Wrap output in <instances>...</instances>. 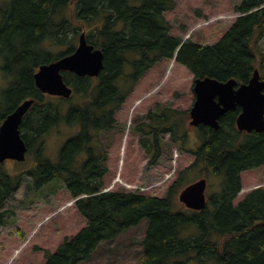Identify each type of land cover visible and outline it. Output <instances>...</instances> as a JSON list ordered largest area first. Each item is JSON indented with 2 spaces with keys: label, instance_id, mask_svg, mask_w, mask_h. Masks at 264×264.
<instances>
[{
  "label": "trees",
  "instance_id": "obj_1",
  "mask_svg": "<svg viewBox=\"0 0 264 264\" xmlns=\"http://www.w3.org/2000/svg\"><path fill=\"white\" fill-rule=\"evenodd\" d=\"M174 4V0H140L138 5L130 0H9L0 9V66L9 83L1 92L0 104L7 106H0V123L23 99L34 98L19 126L27 156L33 157L31 166L13 173L0 163V225L14 215L4 204L23 182L31 195L42 190L55 193L62 183L86 220L53 252L44 250V264H80L102 242L114 240L143 219L138 264H264V189H252L233 202L241 189L240 173L264 165V129L238 130L239 106L220 116L217 129L195 127L201 142L190 150L193 162L163 196L104 190L107 143L100 134L114 129L115 111L159 60L173 58L180 46L175 60L193 78H234L242 83L255 67L264 72L259 45L264 37V0H240L234 10L241 15L218 41L207 45L170 33L164 13ZM62 8L63 55L73 52L82 31L103 54L97 76L63 71L64 81L72 87L66 99L42 93L34 83L38 65L60 56L59 48H54L60 45ZM145 116L134 130L149 155L148 164L154 165L165 135L182 149L188 111L156 103ZM63 122L76 130L61 144L53 162L44 154L43 137ZM203 176L210 188L205 206L178 207L179 188Z\"/></svg>",
  "mask_w": 264,
  "mask_h": 264
},
{
  "label": "rangeland",
  "instance_id": "obj_2",
  "mask_svg": "<svg viewBox=\"0 0 264 264\" xmlns=\"http://www.w3.org/2000/svg\"><path fill=\"white\" fill-rule=\"evenodd\" d=\"M130 2L138 5L140 0ZM174 2V8L164 13L171 26L170 33L199 44L218 41L240 14L234 10L240 0ZM259 45L264 65V37ZM56 48L59 47L54 50ZM7 84L8 79L0 70V101L4 98L1 92ZM192 85L193 74L174 59L159 60L138 79L114 114L117 121L114 129L100 134V139L107 143L105 189L161 197L177 180L179 172L193 162L190 150L201 142L194 128L188 129L182 149L165 135L161 141L159 160L151 166L147 153L138 143L139 135L133 130L135 125L146 119V113L156 103L188 111L195 98ZM0 106L5 107L7 103L2 102ZM75 130V127L63 122L47 132L43 137V150L50 161L57 160L60 145ZM82 158L83 155H80L79 160ZM31 161L30 154L24 162L6 161L4 167L15 173L29 168ZM241 186L244 190L238 193L234 203L242 199L248 189L255 186L264 188V165L242 172ZM209 192L207 187L206 194ZM33 196L37 197L32 200L27 198ZM177 202L178 207H183ZM4 208L12 210L14 215L0 225V264H44V250L53 252L64 237L74 235L86 224L62 183L55 193L42 190L31 195L23 182L5 202ZM145 222L146 219H143L139 225L129 228L114 240L102 242L91 257L80 264H138L142 255L140 241L144 236Z\"/></svg>",
  "mask_w": 264,
  "mask_h": 264
},
{
  "label": "water",
  "instance_id": "obj_3",
  "mask_svg": "<svg viewBox=\"0 0 264 264\" xmlns=\"http://www.w3.org/2000/svg\"><path fill=\"white\" fill-rule=\"evenodd\" d=\"M102 59V51L88 43L85 32L82 31L73 52L39 66L34 73V83L43 93L68 98L72 88L64 81L62 71L74 72L80 76H97L103 68ZM193 92L195 99L189 109L190 125L202 124L217 129L220 116L238 105L241 108L236 118L238 130L264 129V79L260 77L257 68L253 70L248 81L242 83L234 78H196L193 80ZM33 100H23L1 122L0 163L6 159H25L27 146L20 135L19 125ZM205 189L206 179H197L180 190L178 199L187 208L201 210L206 203Z\"/></svg>",
  "mask_w": 264,
  "mask_h": 264
},
{
  "label": "flooded vegetation",
  "instance_id": "obj_4",
  "mask_svg": "<svg viewBox=\"0 0 264 264\" xmlns=\"http://www.w3.org/2000/svg\"><path fill=\"white\" fill-rule=\"evenodd\" d=\"M9 0H3L1 3H0V9H2L3 7V4L6 2H8ZM3 18V13L2 11L0 10V19ZM49 20H51V16L49 15L48 16ZM53 21L54 23H56V19L55 17L53 16ZM59 32H60V45H59V54H60V58L63 57V8L61 9V12L59 14ZM54 45L50 44V48L52 49ZM55 60V59H54ZM53 61V60H52ZM51 62V61H50ZM43 64V63H42ZM41 65V64H40ZM39 66V65H38ZM0 69H1V66H0ZM38 69V67H37ZM36 69V70H37ZM2 71V69H1ZM3 72V71H2ZM62 74H63V71H62Z\"/></svg>",
  "mask_w": 264,
  "mask_h": 264
}]
</instances>
